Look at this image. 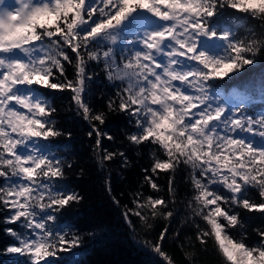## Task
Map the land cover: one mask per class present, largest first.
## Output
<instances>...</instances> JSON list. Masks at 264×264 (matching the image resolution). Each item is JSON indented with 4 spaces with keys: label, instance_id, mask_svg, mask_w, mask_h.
<instances>
[{
    "label": "snow or ice",
    "instance_id": "snow-or-ice-1",
    "mask_svg": "<svg viewBox=\"0 0 264 264\" xmlns=\"http://www.w3.org/2000/svg\"><path fill=\"white\" fill-rule=\"evenodd\" d=\"M94 66L115 89L101 108ZM255 87L264 92V0H0V223L10 238L0 254L54 264L82 242L60 227L84 199L68 183L72 133L57 119L55 93L68 91L121 222L158 264H181L170 242L182 264H198L210 243L219 264H264V224H248L264 215V111L246 106ZM109 114L126 118L121 144ZM124 144L150 149L151 163L137 190L116 195L109 165L129 166Z\"/></svg>",
    "mask_w": 264,
    "mask_h": 264
},
{
    "label": "trees",
    "instance_id": "trees-1",
    "mask_svg": "<svg viewBox=\"0 0 264 264\" xmlns=\"http://www.w3.org/2000/svg\"><path fill=\"white\" fill-rule=\"evenodd\" d=\"M93 71L96 75L90 84L91 103L95 108H101L106 103L107 97L114 94L115 89L108 83L102 66H94ZM256 79L258 80V77ZM248 95L246 106L249 114L258 115L264 111V92L259 87H255L249 90ZM55 105L58 109L59 125L72 133L68 143L71 145L74 155L68 156V159L73 160L74 167L67 173L68 183L84 196L82 202L67 209L64 217L61 218V224L65 223L71 227V230L79 231L82 236L80 246L68 251V258L76 260L79 264H158L159 258L139 242L140 239H143L142 235L137 234L139 239L134 237L121 222L105 189L107 172H101L97 168L93 159V140L87 136L88 125L73 112L74 105L71 102L70 93L68 91L55 93ZM106 128L116 137L117 144L123 142V133L125 130H129L126 118L122 114H109ZM66 139L58 138V140ZM104 143L109 148L115 146L107 140ZM54 147L64 151L63 143ZM123 147L129 157V166L121 171L118 164L109 165L112 188L116 195L128 194L137 190L142 178L141 169L149 167L151 163L150 149L137 150L126 144ZM81 170L83 171L81 172ZM184 175L186 176V173ZM159 183L162 186L166 185V176L163 173L159 178ZM177 183L181 197L185 194L190 195L191 189L186 185L183 176L178 177ZM144 191L145 194H148L150 190L145 188ZM123 200L125 203L128 202L127 195ZM181 210L183 211L182 206ZM163 223V221H157V229L162 227ZM248 224L249 232H251L252 228L264 224V215L251 214ZM177 226L174 225V227ZM4 227L5 225L0 223V253H3L10 242V238L3 232ZM167 247L172 251L177 261L182 264L183 256L179 249L171 242ZM197 259L198 264H219V258L211 243L208 246V251L199 253ZM20 260V256L0 254V264H19Z\"/></svg>",
    "mask_w": 264,
    "mask_h": 264
},
{
    "label": "rangeland",
    "instance_id": "rangeland-1",
    "mask_svg": "<svg viewBox=\"0 0 264 264\" xmlns=\"http://www.w3.org/2000/svg\"><path fill=\"white\" fill-rule=\"evenodd\" d=\"M60 227L67 228L68 226L65 223H62L60 224ZM68 251L69 250L59 252L57 256L54 258V264H79V262H77L76 260L68 258ZM15 256H19V255H15Z\"/></svg>",
    "mask_w": 264,
    "mask_h": 264
}]
</instances>
